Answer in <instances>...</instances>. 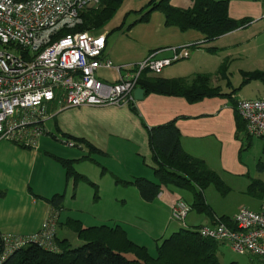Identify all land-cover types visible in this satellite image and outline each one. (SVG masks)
<instances>
[{
  "label": "crops",
  "instance_id": "0c3cea01",
  "mask_svg": "<svg viewBox=\"0 0 264 264\" xmlns=\"http://www.w3.org/2000/svg\"><path fill=\"white\" fill-rule=\"evenodd\" d=\"M170 3L176 7L186 8L191 5V0H182L181 3L170 0ZM228 14L235 19L252 16L253 21L255 19L258 21L264 18V3L261 0H228ZM170 28L172 37L166 44L157 46L156 50H164L156 56L159 54H163L161 57L170 56L171 52L167 49L169 47L191 45L203 40L202 34L194 32L195 30L180 31L175 26ZM243 29L245 27L211 40L213 46L207 48H213L214 51H208L214 53L217 49L216 41L230 37ZM150 52L153 51L131 62H114L105 49V57L114 64H133L144 59ZM194 66L196 60L192 59L186 72H190L191 69L188 68ZM219 66L218 63L217 69ZM217 69L215 71L201 69L190 74L184 73L185 71L167 70L165 74L159 75L162 69L158 74H144L167 79L191 78L197 73H207L211 75L210 83L219 85L213 80L217 76ZM110 71L113 75L109 82L112 83L116 80L117 74L114 69ZM233 95L235 97V94ZM46 112L48 117L42 122L44 132L37 138L35 145L0 140V237L3 234L30 236L40 229L47 218L56 214L55 242L57 244V239L68 241L70 232L67 229L70 228L65 225V221L69 218L79 219L83 225V219L74 217L71 211H84L82 207H87L88 190L81 184L85 182L80 181L74 186L72 178L66 179L65 170L55 156L79 159L89 154L94 161L77 160L74 168L97 186L96 198L91 194V190L89 191L88 204L94 208L89 214L90 221L95 225H120L127 237L139 245H146L140 242L142 240L140 230L149 225L152 228L147 234L152 238L159 239V242L161 238H167L169 235L165 237L166 228L172 220L171 205L180 197H177L169 187H163L154 200L147 202L140 197L134 186L116 184L114 178L128 180L140 176L150 179L151 173L153 176L147 127L170 120H175L183 150L204 160L210 169L234 174H243L246 171V166L241 161L240 149L243 142L236 136V112L229 100L223 97H205L189 103L182 96L149 93L144 94L143 98L136 100L134 104L79 107H64L63 102L56 98L46 104ZM44 134H50L55 139L62 138L64 144L66 141L74 142L71 138H81L97 151H89L81 145L78 147L80 154L73 151L61 152L51 147ZM126 146L131 149L129 152L125 149ZM83 148L87 153H82ZM44 152L47 154L46 158L43 157ZM126 153L133 155L132 161L125 160ZM93 154L102 157L112 155L116 167L121 166L122 162L123 166L117 169L112 163L102 164ZM115 155L122 162H118ZM60 193L64 195V199L62 207L56 209L46 199ZM119 199L122 203H118ZM125 205L127 206L124 208ZM62 214L65 215L64 220H61ZM214 215L219 216L216 213ZM209 224L211 221L207 218L206 222L198 223L197 226ZM58 228H62V237L58 236Z\"/></svg>",
  "mask_w": 264,
  "mask_h": 264
},
{
  "label": "built area",
  "instance_id": "2783aa9c",
  "mask_svg": "<svg viewBox=\"0 0 264 264\" xmlns=\"http://www.w3.org/2000/svg\"><path fill=\"white\" fill-rule=\"evenodd\" d=\"M100 0H0V140L35 145L43 134L46 104L58 98L64 107L134 104L133 91L144 73L158 74L163 67L189 57L188 47L167 48V57L150 52L133 64H114L105 57L106 35L68 31L81 23L80 13ZM114 69L112 83L101 80L98 69ZM60 90L56 97L55 89ZM236 109L249 136L264 137V96L236 98ZM67 146L75 143L66 141ZM190 205L176 199L170 217L184 223ZM56 214L37 232L21 237H0V264L16 250L34 243L59 251L55 242ZM202 237L227 242L238 254H248L264 264V205L254 211L241 207L228 221L215 217L200 226Z\"/></svg>",
  "mask_w": 264,
  "mask_h": 264
},
{
  "label": "trees",
  "instance_id": "16d2710c",
  "mask_svg": "<svg viewBox=\"0 0 264 264\" xmlns=\"http://www.w3.org/2000/svg\"><path fill=\"white\" fill-rule=\"evenodd\" d=\"M124 0H100L98 5L90 7L80 13L81 23L72 29L74 31H98L104 27L116 14ZM151 10L157 9L164 14L165 24L175 26L180 31L195 30L202 34V42H209L221 35L246 27L253 19L243 17L235 19L228 14V0H191L186 8L176 7L170 0H150ZM148 11L140 20H146ZM214 51L213 48H207ZM156 51V50H154ZM216 74L227 77L225 63L222 62ZM244 82L259 78L264 80V71L254 70L243 73ZM210 74L197 73L191 78L173 77L160 78L142 74L138 85L149 93L182 96L189 103L196 102L205 97H223L229 100L235 110L236 136L243 142L240 149L249 148L250 138L245 131V123L236 109L234 90L224 92L220 85L210 83ZM227 87L229 84L227 83ZM149 147L151 151L152 172L155 180L146 177H132L123 180L114 178L116 184L134 186L144 201L154 200L163 187H180L192 192L190 209L207 215L211 224L215 215L207 204L203 191L209 185H214L222 193L228 191L219 175L201 158L185 152L180 144V133L175 120L156 126L147 127ZM67 137V136H66ZM70 138V137H67ZM76 147L84 145L89 151H97L87 141L81 138H71ZM55 159L65 170L66 179L72 178L73 185L82 181L94 188V197H97L96 184L74 168L77 160L89 159V154L79 159L55 156ZM258 168L264 165L258 163ZM248 193L253 196L264 195V179H253L248 185ZM64 195L54 194L46 199L53 207L60 209ZM228 221L230 216H217ZM67 225L83 244L69 248L67 239H57L59 251H50L30 243L12 253L2 264H219L217 250L219 243L212 238L202 237L197 229L181 227L156 245V254L151 255L145 246L133 242L127 237L120 225H94L84 227L77 219H67ZM131 255V257H128Z\"/></svg>",
  "mask_w": 264,
  "mask_h": 264
},
{
  "label": "rangeland",
  "instance_id": "374dc122",
  "mask_svg": "<svg viewBox=\"0 0 264 264\" xmlns=\"http://www.w3.org/2000/svg\"><path fill=\"white\" fill-rule=\"evenodd\" d=\"M149 1L150 0H124L114 17L104 27L98 31H89L95 33L99 32L107 36L106 53H108L112 61L131 62L137 60L141 56H145L149 51L156 50L158 45H164L166 41L171 39V28L165 24L164 14L157 9L150 11L151 5ZM175 1L178 3L182 2V0ZM261 1L264 3V0ZM148 11L150 12L147 19L140 20ZM194 32L200 34L198 31ZM211 45L213 46L211 41H209L204 44L189 47V57L187 59H181L164 67L159 75L165 74L167 70L185 71L184 73L189 74L194 73L192 71H199L201 69L215 71L218 63L221 64L224 62L227 77L222 78L217 74V76L213 78V80H216L217 84L221 86L223 91L230 92L234 90L235 97L244 99L260 98L264 95V80L254 78L244 82L243 75L245 72L254 70L264 71V18L258 21L255 19L247 25L245 29L238 31V33L216 41L217 49L214 53L207 50V47H211ZM161 56H163V54L158 55V57ZM192 59L196 60V66L189 67L188 69H191L189 70L190 72H186L188 71V63ZM97 75L101 80L109 82L113 74L110 69L100 68L97 71ZM179 75L181 76L184 74ZM227 83L229 87H227ZM55 93L56 97H58L59 95L57 94L60 93V90L56 88ZM44 136H46V140L51 144V147L57 148L61 152L73 151L76 154L81 153L78 147H69L64 144L62 138L58 137L57 140L52 138L50 134H44ZM125 149L128 152L131 150L128 146H126ZM82 153H87V151L83 148ZM44 154L43 157L46 158L45 156L47 154L45 152ZM93 156L102 164L112 163L117 169L123 166L122 160L116 155V160L122 162L121 166L118 167H116L117 164L111 157L112 155H110V157H102L93 154ZM124 158L129 162L133 160V155L126 153ZM241 161L246 166V171L243 174L221 171L216 172L223 183L228 187L227 192L222 193L212 184L207 186L203 191L207 204L210 206L211 210L219 216H231L241 207L258 211L261 206L264 205V195L258 197L248 193V185L253 179H264V168H258V163L264 165V138L252 137L250 147L241 150ZM122 170H124V168H122ZM150 179L155 180L152 173ZM81 184L88 190L86 195L87 207L85 206V208H83L84 206H81L84 211L72 210L71 215H74V217H81L83 219V226L87 227L89 225H95L90 221L89 217V214L94 208L90 207L88 204L90 197L89 191L91 190L90 192L94 197L95 190L88 184ZM168 187L177 197H180L190 205L192 201V192L190 190L180 187ZM118 201V203H122L120 199ZM126 206L127 205H125L124 208ZM64 216L65 215L62 214L61 220H64ZM207 218V215L198 213L196 210L192 209L188 212L184 220L186 225L175 220L170 221L169 226L166 228L165 237L168 235L170 236L173 231L178 230L180 227L194 229L197 227L198 223L206 222ZM151 228L152 226L149 225L148 227H144V230H140V239H142L140 242L146 244L140 245L145 246L151 255H155L156 245L159 243V239L155 237L152 238L147 234L148 230ZM67 230L70 232L68 236L69 248H75L83 244V241L79 239L71 229ZM156 230L157 228L155 227V231ZM57 232L59 237L63 236L62 228H58ZM162 239L163 238H161V240ZM128 257H131V255H128ZM217 257L219 264H258V258L256 256L238 254L230 248L227 242L219 243Z\"/></svg>",
  "mask_w": 264,
  "mask_h": 264
},
{
  "label": "water",
  "instance_id": "95a60500",
  "mask_svg": "<svg viewBox=\"0 0 264 264\" xmlns=\"http://www.w3.org/2000/svg\"><path fill=\"white\" fill-rule=\"evenodd\" d=\"M133 95L136 100H141L144 96V90L138 86L134 89Z\"/></svg>",
  "mask_w": 264,
  "mask_h": 264
}]
</instances>
